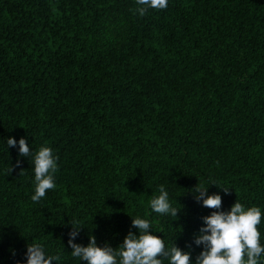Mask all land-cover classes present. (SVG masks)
Here are the masks:
<instances>
[{"label": "trees", "instance_id": "trees-1", "mask_svg": "<svg viewBox=\"0 0 264 264\" xmlns=\"http://www.w3.org/2000/svg\"><path fill=\"white\" fill-rule=\"evenodd\" d=\"M136 7L0 0V264H24L37 241L79 264L74 220L76 243L116 247L134 215L194 261L193 237L215 211L194 199L196 185L215 182L207 192L222 211L236 199L264 209V0ZM8 137L58 157L57 186L39 202L31 157ZM161 184L176 217L150 209ZM258 228L264 243V217Z\"/></svg>", "mask_w": 264, "mask_h": 264}, {"label": "clouds", "instance_id": "clouds-1", "mask_svg": "<svg viewBox=\"0 0 264 264\" xmlns=\"http://www.w3.org/2000/svg\"><path fill=\"white\" fill-rule=\"evenodd\" d=\"M135 11L143 16L149 9H165L168 0H136ZM7 148L17 147L22 157H31L33 172V194L31 200L39 202L49 189L56 188L55 173L58 169V157L51 147L41 145L39 149L30 151L26 137L19 140L7 138ZM19 163V161H17ZM10 172V167H9ZM209 185H215V182ZM208 185V186H209ZM207 187H195L192 195L203 207L215 209L202 217V226L193 237V244L201 247L195 260L191 254L172 244L166 246L164 240L152 231L149 219L141 215L131 217V225L135 232L129 231L122 242L111 247L108 243L98 246L94 236L88 237V243H76L80 222L74 220L68 233L70 256L77 258L79 264H264V243L258 225L264 217V209L259 206H246L239 200L222 211V197L219 193L208 194ZM226 193L229 188H223ZM152 212L176 217L178 209L170 200L165 185L158 186V194L149 201ZM151 230V231H150ZM64 248L51 252L45 243H27L24 253V264H62Z\"/></svg>", "mask_w": 264, "mask_h": 264}]
</instances>
